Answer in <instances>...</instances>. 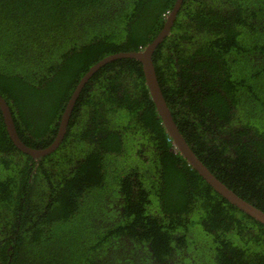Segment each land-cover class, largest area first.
I'll use <instances>...</instances> for the list:
<instances>
[{
  "label": "trees",
  "instance_id": "16d2710c",
  "mask_svg": "<svg viewBox=\"0 0 264 264\" xmlns=\"http://www.w3.org/2000/svg\"><path fill=\"white\" fill-rule=\"evenodd\" d=\"M176 0H0V97L42 150L103 58L142 51ZM152 62L178 131L264 212V0H182ZM111 202V203H110ZM0 264H264V225L174 148L134 59L83 86L58 148L0 112Z\"/></svg>",
  "mask_w": 264,
  "mask_h": 264
},
{
  "label": "water",
  "instance_id": "95a60500",
  "mask_svg": "<svg viewBox=\"0 0 264 264\" xmlns=\"http://www.w3.org/2000/svg\"><path fill=\"white\" fill-rule=\"evenodd\" d=\"M182 0H176L174 8L167 18L165 25L161 32L157 35V37L148 44L142 51L138 52H128V53H118L114 55H109L95 65H93L87 73L81 78L75 90L73 91L68 103L65 107V110L62 114L61 121L58 128V133L55 137V140L49 145L47 148L42 150H36L27 147L18 137L16 129L13 124V120L9 111V108L6 102L0 97V112L2 115V119L7 131V134L13 143V145L22 153L25 154L32 159H41L50 154H52L62 142L63 137L66 132L67 124L70 119L72 110L74 108L75 102L83 88V86L87 83L90 77L105 64L117 60V59H134L140 62L142 67V72L144 76L145 86L148 90L149 96L155 106L158 117L161 120V124L165 129L166 134L168 135L170 141L172 142L174 148L177 152L182 156L183 159L186 160L188 165L192 170H194L211 189L223 199H225L229 204L235 206L238 210L247 214L257 222L264 225V212L260 211L256 207L252 206L238 195H236L233 191L227 188L224 184H222L215 176L211 174V172L199 161L193 151L185 142L183 136L177 129V126L174 123L171 112L167 106V103L164 99V96L161 92L160 86L157 81V77L155 74V69L152 62V56L157 48V46L163 41L164 38L170 32L173 21L176 17L177 11L180 8Z\"/></svg>",
  "mask_w": 264,
  "mask_h": 264
},
{
  "label": "rangeland",
  "instance_id": "374dc122",
  "mask_svg": "<svg viewBox=\"0 0 264 264\" xmlns=\"http://www.w3.org/2000/svg\"><path fill=\"white\" fill-rule=\"evenodd\" d=\"M209 186V185H208ZM213 190V189H212ZM111 203V202H110Z\"/></svg>",
  "mask_w": 264,
  "mask_h": 264
}]
</instances>
